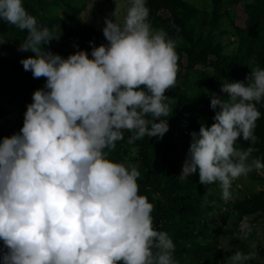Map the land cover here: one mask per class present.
Wrapping results in <instances>:
<instances>
[{"label": "clouds", "instance_id": "9594fccd", "mask_svg": "<svg viewBox=\"0 0 264 264\" xmlns=\"http://www.w3.org/2000/svg\"><path fill=\"white\" fill-rule=\"evenodd\" d=\"M148 15L144 0H131L122 25L105 19L107 47H93L92 59L84 51L64 59L45 49L60 37L38 28L22 0H0V19L27 30L18 51L34 56L20 61L24 70L46 78L20 134L0 142L2 264H176L172 240L154 230L153 205L138 194L140 172L104 152L124 139V130L133 133L129 144L169 131L160 118L175 103L165 93L176 85V42L163 29L153 32ZM221 92L228 99L212 94L215 122L190 134L178 178L199 171L200 183L219 182L227 201L234 180L264 170L259 159L249 161L256 149L235 146L241 137L256 142L264 69H251L245 82L223 83ZM250 231L242 224L239 238ZM249 259L236 251L227 264Z\"/></svg>", "mask_w": 264, "mask_h": 264}, {"label": "trees", "instance_id": "16d2710c", "mask_svg": "<svg viewBox=\"0 0 264 264\" xmlns=\"http://www.w3.org/2000/svg\"><path fill=\"white\" fill-rule=\"evenodd\" d=\"M87 3L88 0H22L26 12L36 18L38 28L47 27L60 37L45 49L64 59L79 51L92 59L93 47L109 45L95 19L87 17ZM144 3L151 30L163 29L167 38L176 42V85L165 93L175 103L169 115L160 118L167 120L169 131L163 138L144 137L129 144L133 133L124 130V139L116 141L114 149H104L106 158L140 172L138 194L153 205V228L166 232L172 240L176 264H223L224 239H229L234 250L250 256L244 264H262L251 257L248 234L247 239L239 237L246 217L256 216L254 223L264 217V172H251L260 188L227 201L219 182L200 183L199 171L184 180L178 177L192 141L190 134L199 133L201 124L211 127L215 122L213 117L219 108L214 111L210 107L212 94L228 99V94L221 92L223 83L245 82L251 69H264V0H209V7L202 8L188 0ZM240 3L245 5L246 27L237 26L236 15L228 10ZM27 35V30L21 31L0 19V142L20 134L33 93L46 84L45 77L34 78L20 63L34 56L31 51H18ZM256 107L261 113L254 129L256 142L241 137L235 146L256 149L249 161L259 159L264 163V99ZM234 186L235 182L230 192ZM0 249L7 251L2 240ZM259 253L264 255V249Z\"/></svg>", "mask_w": 264, "mask_h": 264}, {"label": "rangeland", "instance_id": "374dc122", "mask_svg": "<svg viewBox=\"0 0 264 264\" xmlns=\"http://www.w3.org/2000/svg\"><path fill=\"white\" fill-rule=\"evenodd\" d=\"M88 0L86 15L90 20L95 19L97 28L103 30L105 25V19H111L113 22L118 24H123L127 16L129 7L131 6V0ZM190 3L196 6L209 7V0H188ZM228 10L232 15H236V25L240 27H246L247 13L245 11L244 3H240L236 6L231 5ZM234 41V38H231ZM264 172V170H260ZM235 186L231 190V198L236 199L243 197L248 194L249 191L260 188V185L255 181L251 175V172L246 176H241L234 180ZM232 182V183H233ZM256 216L246 217L243 220V224L250 226L251 231L248 233L249 244L251 247V257L252 259L259 261L264 264V255H260L259 249H264V217L260 218L256 223L254 219ZM229 239H224L222 243V249L225 254L224 263L227 264V260L234 255L236 250H234L229 244ZM230 264V262H229Z\"/></svg>", "mask_w": 264, "mask_h": 264}]
</instances>
